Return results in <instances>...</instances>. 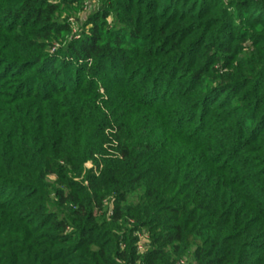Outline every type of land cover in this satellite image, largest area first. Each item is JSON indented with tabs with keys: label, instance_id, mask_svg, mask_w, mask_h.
<instances>
[{
	"label": "trees",
	"instance_id": "1",
	"mask_svg": "<svg viewBox=\"0 0 264 264\" xmlns=\"http://www.w3.org/2000/svg\"><path fill=\"white\" fill-rule=\"evenodd\" d=\"M82 1L0 0V264H264V0Z\"/></svg>",
	"mask_w": 264,
	"mask_h": 264
},
{
	"label": "rangeland",
	"instance_id": "2",
	"mask_svg": "<svg viewBox=\"0 0 264 264\" xmlns=\"http://www.w3.org/2000/svg\"><path fill=\"white\" fill-rule=\"evenodd\" d=\"M102 5V0H83L82 4L73 3L71 7H63L62 8V18L68 19L71 22V32L65 34V38L62 40H58L56 42V46L51 47V51L53 52L57 47H59L64 41L74 35V33L78 32L83 25L86 24L87 18L91 15V13L95 12ZM111 20V19H109ZM92 163H88L87 166L90 167Z\"/></svg>",
	"mask_w": 264,
	"mask_h": 264
},
{
	"label": "built area",
	"instance_id": "3",
	"mask_svg": "<svg viewBox=\"0 0 264 264\" xmlns=\"http://www.w3.org/2000/svg\"><path fill=\"white\" fill-rule=\"evenodd\" d=\"M139 236V240L137 242V248L139 251H143L146 240H147V236H145L143 233H138ZM185 261H183L184 264Z\"/></svg>",
	"mask_w": 264,
	"mask_h": 264
}]
</instances>
